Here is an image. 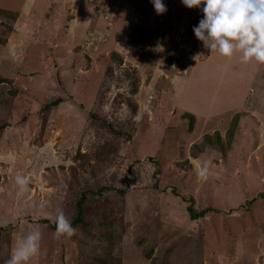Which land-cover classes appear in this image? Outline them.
<instances>
[{
  "label": "rangeland",
  "instance_id": "1",
  "mask_svg": "<svg viewBox=\"0 0 264 264\" xmlns=\"http://www.w3.org/2000/svg\"><path fill=\"white\" fill-rule=\"evenodd\" d=\"M162 3L0 0V264L37 230L29 264H264V66Z\"/></svg>",
  "mask_w": 264,
  "mask_h": 264
},
{
  "label": "clouds",
  "instance_id": "2",
  "mask_svg": "<svg viewBox=\"0 0 264 264\" xmlns=\"http://www.w3.org/2000/svg\"><path fill=\"white\" fill-rule=\"evenodd\" d=\"M157 14L166 11L162 0H151ZM191 9L204 5L203 19L193 28L195 37L210 53L219 57L233 58L238 55L244 65L264 66V0H181ZM209 161L197 168V176L204 180L209 174ZM21 194L26 191L28 180L22 175L15 177ZM54 238H71L76 229L61 210L55 218ZM41 232L32 231L20 238L4 264H29L40 252Z\"/></svg>",
  "mask_w": 264,
  "mask_h": 264
},
{
  "label": "trees",
  "instance_id": "3",
  "mask_svg": "<svg viewBox=\"0 0 264 264\" xmlns=\"http://www.w3.org/2000/svg\"><path fill=\"white\" fill-rule=\"evenodd\" d=\"M60 102V100H55L53 101L52 103H49V104H45V107H49V106H54V105H57L58 103ZM191 115V114H189ZM192 116V115H191ZM119 192V194H124V191L123 189L121 190H117ZM189 200V205L186 207L187 211H188V214H189V217L190 219H196L198 217H201L207 210H201L199 212H196L193 207H192V199H188ZM77 215H76V222H79L80 220V216H81V209H82V206H81V202L78 203L77 205ZM54 229H55V225L52 226Z\"/></svg>",
  "mask_w": 264,
  "mask_h": 264
}]
</instances>
